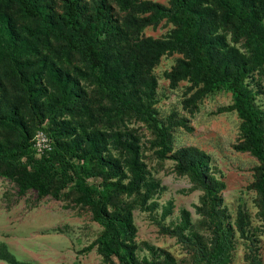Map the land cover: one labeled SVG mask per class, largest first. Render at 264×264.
Instances as JSON below:
<instances>
[{"label": "rangeland", "instance_id": "rangeland-1", "mask_svg": "<svg viewBox=\"0 0 264 264\" xmlns=\"http://www.w3.org/2000/svg\"><path fill=\"white\" fill-rule=\"evenodd\" d=\"M185 1L264 149V0ZM67 3L0 0V264H264V162L234 92L202 82L172 0H78V38ZM38 128L53 149L33 164Z\"/></svg>", "mask_w": 264, "mask_h": 264}, {"label": "trees", "instance_id": "trees-1", "mask_svg": "<svg viewBox=\"0 0 264 264\" xmlns=\"http://www.w3.org/2000/svg\"><path fill=\"white\" fill-rule=\"evenodd\" d=\"M28 13H35L34 5L31 0H17ZM172 16L181 23V35L190 56L198 63L201 72L202 82L208 87H218L224 83L234 92L235 102L238 110L244 119V129L251 143V150L255 157L264 162V149L262 147V135L257 131V122L260 121V113L252 107L247 98V90L240 84V78L235 73L213 74L211 72V63L200 51L198 37L195 28L199 24L198 15L187 8L185 0H172ZM78 0H68L66 7V25H68L73 36L81 37L79 27L76 22ZM83 41V38L80 39ZM87 53L94 55L97 51L91 45L87 44L85 49ZM0 125H7L0 120ZM36 131V130H35ZM30 149L31 143H30ZM33 153V151H32ZM52 153L51 151L49 152ZM49 153L43 154L39 158H33L34 163L43 162L49 157ZM49 154V155H48ZM258 191L264 199V185L258 187ZM102 221L108 229L107 236L101 240L103 248L108 255H116L117 232L115 231V222L107 214L102 216ZM115 246V247H114ZM119 259V258H118ZM124 261V260H123ZM126 264V263H125Z\"/></svg>", "mask_w": 264, "mask_h": 264}, {"label": "built area", "instance_id": "built-area-1", "mask_svg": "<svg viewBox=\"0 0 264 264\" xmlns=\"http://www.w3.org/2000/svg\"><path fill=\"white\" fill-rule=\"evenodd\" d=\"M31 148L34 156L41 157L53 149V142L50 135L42 128L36 129L32 139Z\"/></svg>", "mask_w": 264, "mask_h": 264}]
</instances>
